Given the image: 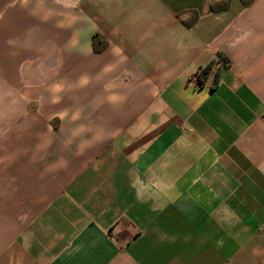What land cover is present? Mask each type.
I'll return each instance as SVG.
<instances>
[{"label": "crops", "instance_id": "1", "mask_svg": "<svg viewBox=\"0 0 264 264\" xmlns=\"http://www.w3.org/2000/svg\"><path fill=\"white\" fill-rule=\"evenodd\" d=\"M244 1L0 0V264H264Z\"/></svg>", "mask_w": 264, "mask_h": 264}, {"label": "trees", "instance_id": "2", "mask_svg": "<svg viewBox=\"0 0 264 264\" xmlns=\"http://www.w3.org/2000/svg\"><path fill=\"white\" fill-rule=\"evenodd\" d=\"M252 0H246L243 2V5H248ZM227 6H228V3L227 2H223V3H218L216 5H211L210 6V10L211 12L213 13H217V12H220V11H223V10H226L227 9ZM185 25L187 26H190L191 23H184ZM97 40V36H94L93 37V41L95 43V41ZM102 47H104V45H102ZM101 47V48H102ZM97 50H100L97 49ZM218 57H220L223 65H228L230 63V61L228 60V58L224 57V56H221L219 55ZM212 66H213V63H209L207 66H205L204 68L200 69L197 74H196V83L202 87L204 86V84L206 83V81L208 80L210 74H211V69H212ZM218 82V71L215 72V74L213 75V81H212V85H216Z\"/></svg>", "mask_w": 264, "mask_h": 264}]
</instances>
